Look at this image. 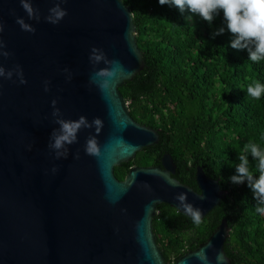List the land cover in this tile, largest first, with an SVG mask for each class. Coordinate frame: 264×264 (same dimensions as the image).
Segmentation results:
<instances>
[{"label": "water", "instance_id": "obj_1", "mask_svg": "<svg viewBox=\"0 0 264 264\" xmlns=\"http://www.w3.org/2000/svg\"><path fill=\"white\" fill-rule=\"evenodd\" d=\"M31 2L39 22L28 19L19 0H0V38L12 53L0 57V64L6 70L20 65L27 80L0 78V264H168L151 230L155 206L166 204L189 217L174 199L186 193L203 218L223 192L200 167L194 173L197 191L172 178L168 154L158 166H133L122 180L114 177V166L158 140L156 131L131 119L117 90L143 66L128 8L121 0H67L61 7L68 14L53 25L44 17L55 0ZM17 17L35 33L23 31ZM93 47L121 66L105 90L90 83L94 71L106 67L90 62ZM53 99L65 119L103 121L99 156L85 153L92 128L79 131L66 159L55 158L48 148L59 127ZM228 233L221 219L205 241L171 264H230L222 249Z\"/></svg>", "mask_w": 264, "mask_h": 264}, {"label": "trees", "instance_id": "obj_2", "mask_svg": "<svg viewBox=\"0 0 264 264\" xmlns=\"http://www.w3.org/2000/svg\"><path fill=\"white\" fill-rule=\"evenodd\" d=\"M121 2L131 14L143 66L117 90L131 119L156 131L158 140L114 166V177L122 180L133 166H158L168 154L171 177L197 191L200 167L223 195L199 225L166 204L155 206L151 230L164 260L171 264L195 249L224 219L229 233L222 249L230 264H264V216L255 211L247 182L229 179L245 143L264 147V96H246L249 82L264 84V61L253 63L247 50L231 47L222 11L209 24L158 0ZM221 27L224 32L213 35ZM255 165L249 154L250 170L258 175Z\"/></svg>", "mask_w": 264, "mask_h": 264}, {"label": "clouds", "instance_id": "obj_3", "mask_svg": "<svg viewBox=\"0 0 264 264\" xmlns=\"http://www.w3.org/2000/svg\"><path fill=\"white\" fill-rule=\"evenodd\" d=\"M22 8L27 14L29 20L40 21L41 15L39 9L32 6L31 0H19ZM160 5H173L181 12L188 9L191 13L198 15L201 19L211 24L214 18L222 11L228 31L233 35L231 47L237 50H247L248 60L253 63L264 61V0H158ZM67 3V0H55V4L48 10V15L44 17L47 23L56 25L68 13L61 7V4ZM18 23L23 31L35 33L36 29L25 19L17 17ZM3 32V23L0 22V33ZM224 32L221 27L213 35H220ZM6 44L0 38V57H9L12 55L6 51ZM90 62L95 66L103 62L106 67L94 71L90 78V83L96 84L101 90L107 89L117 76L121 66L119 61L108 60L102 49L93 47L89 56ZM68 72V69H64ZM13 76L17 80H13ZM0 78L18 81L19 84H26L23 70L20 65H15L12 69L6 70L0 64ZM68 79H71L69 74ZM49 81L44 82V91H49ZM246 96L254 101H258L264 96V84L258 80H253L247 84ZM53 108L52 117L54 123L59 127L54 128L50 134L48 148L55 154L56 159L67 158L69 148L67 146L78 142V133L81 129H95V134H89L85 141V153L90 156H99L97 137L103 128V121L99 117L93 118L91 122L81 115L76 120L65 119L60 109L56 106L57 100L51 101ZM249 154L252 160L256 161L255 169L258 175H255L249 167ZM79 159V153L75 156ZM239 163L236 167V174L229 179L233 184H244L252 190L256 200L255 211L264 216V147L255 142L245 143L243 150L238 153ZM58 169L54 166L52 172ZM203 198V197H202ZM178 201L177 210L191 217L195 225L202 222V210L194 207L187 200L186 193H179L174 197ZM123 211V210H122Z\"/></svg>", "mask_w": 264, "mask_h": 264}]
</instances>
